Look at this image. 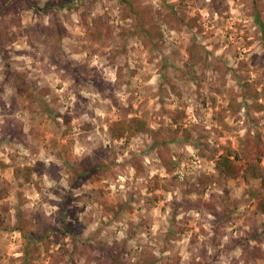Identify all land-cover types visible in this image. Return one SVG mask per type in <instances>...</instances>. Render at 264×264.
I'll return each instance as SVG.
<instances>
[{
	"label": "rangeland",
	"instance_id": "374dc122",
	"mask_svg": "<svg viewBox=\"0 0 264 264\" xmlns=\"http://www.w3.org/2000/svg\"><path fill=\"white\" fill-rule=\"evenodd\" d=\"M129 2L0 0V264H264V0Z\"/></svg>",
	"mask_w": 264,
	"mask_h": 264
},
{
	"label": "trees",
	"instance_id": "16d2710c",
	"mask_svg": "<svg viewBox=\"0 0 264 264\" xmlns=\"http://www.w3.org/2000/svg\"><path fill=\"white\" fill-rule=\"evenodd\" d=\"M125 5L126 17L131 18L135 25V35L143 41L145 47L152 50L155 47L154 40L157 37H161L163 34L159 31L158 25L154 22L153 16L140 10H136L129 0H120ZM260 23L261 21L258 20ZM61 31L54 32L57 37ZM2 35L0 34V41ZM100 40V39H99ZM190 56L195 61H201L205 59V55L201 54L194 47L189 50ZM31 100L43 101L41 96L30 93ZM260 97V93H256V98ZM232 104H238L237 99L232 98ZM255 107L258 109L263 108V104L256 102ZM138 125L136 130L132 124L119 123L117 133L119 136H125L127 134L133 135L136 132L146 131L147 122L144 120L137 121ZM239 146L237 149H229L225 154L220 155L216 160V170L220 179L236 178L239 175H243L245 178H256L261 181V186L264 189V169L261 164L262 158L264 157V141L257 137H246L240 139ZM239 161V162H238ZM259 209L264 213V200L259 202ZM86 245V244H85ZM91 248L95 246L89 245ZM26 255V254H25ZM121 264V263H120ZM129 264V263H122ZM133 264V263H130Z\"/></svg>",
	"mask_w": 264,
	"mask_h": 264
}]
</instances>
